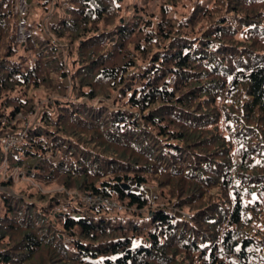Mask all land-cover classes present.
Here are the masks:
<instances>
[{
	"label": "trees",
	"instance_id": "1",
	"mask_svg": "<svg viewBox=\"0 0 264 264\" xmlns=\"http://www.w3.org/2000/svg\"><path fill=\"white\" fill-rule=\"evenodd\" d=\"M37 2L20 45L0 0V158L65 191L2 183L0 264H264V0Z\"/></svg>",
	"mask_w": 264,
	"mask_h": 264
},
{
	"label": "rangeland",
	"instance_id": "2",
	"mask_svg": "<svg viewBox=\"0 0 264 264\" xmlns=\"http://www.w3.org/2000/svg\"><path fill=\"white\" fill-rule=\"evenodd\" d=\"M52 6H54L53 3H52ZM47 11L48 10L44 11L42 9L41 5L38 4L37 0H32L31 3L28 2V17H27L28 22L27 23H28V26H30L32 29V30L30 29L31 30V37H32V34H34V36L38 39H42V37L48 39V37L49 38L51 37V35L47 31L46 27H47V24L49 22H51L57 18V14L55 12H53L52 7H50L48 12ZM63 12L64 11L59 12V14L62 15ZM39 23H40V25H39ZM20 38L22 39V37H20ZM29 39H30V37L26 40H19L18 33H17L16 41L20 45H24ZM35 97H36L35 108L28 113V117H27L29 119L28 123H30V121L31 122L36 121V117H37L38 113L42 110V107L45 104L52 102V99L57 98L56 95H54L52 93L49 95L48 92H44L42 89L39 91H36ZM18 117L23 118L22 115H19ZM2 121L4 124H8V122H9L7 119H3ZM22 134L24 135V133H22ZM12 139L13 138L7 140L3 144V149L6 153L9 151L10 147L13 145V144L9 145V143L11 142ZM11 180L16 182L17 189H20V187H22L24 185L34 186L36 184L35 181L33 180V178L29 177V175H27L23 170H20L18 168L11 169L7 157L0 158V192L4 191V189L2 187V183L4 181H11ZM131 185H133V183H131ZM35 186L40 191H42L43 193L55 194L58 192L62 193L63 191H65V188L63 186H61L55 182L50 183V184H46V185L37 184ZM146 190H147L148 195L151 198V200L153 202H155L157 200V192H156L155 187L152 185H149L146 187ZM18 193H19L18 190H16L14 194L17 195ZM67 193L73 200H75L76 203H78L79 201L82 202V200L88 196L85 194L84 195L79 194L75 191H71V192H67ZM113 201L116 203H119L116 200H113ZM120 205H122V204H120ZM1 207H2V200H1V193H0V208ZM88 208H90V207H88ZM91 209H94V208L91 207ZM56 211H63V212L67 213L66 208H64L63 206H60ZM147 222H149V221L146 220V223Z\"/></svg>",
	"mask_w": 264,
	"mask_h": 264
},
{
	"label": "built area",
	"instance_id": "3",
	"mask_svg": "<svg viewBox=\"0 0 264 264\" xmlns=\"http://www.w3.org/2000/svg\"><path fill=\"white\" fill-rule=\"evenodd\" d=\"M16 12H17V33L19 40H26L31 37V30L28 27V0H15ZM22 37V39L20 38ZM25 135V133H24ZM22 134L19 138H13L9 145L16 144L20 140L24 139ZM82 203L87 207L92 208H105L111 211H123L124 207L119 203L113 201V199L104 196H91L88 195L82 200Z\"/></svg>",
	"mask_w": 264,
	"mask_h": 264
},
{
	"label": "water",
	"instance_id": "4",
	"mask_svg": "<svg viewBox=\"0 0 264 264\" xmlns=\"http://www.w3.org/2000/svg\"><path fill=\"white\" fill-rule=\"evenodd\" d=\"M125 188L129 189V187L127 185H125Z\"/></svg>",
	"mask_w": 264,
	"mask_h": 264
}]
</instances>
